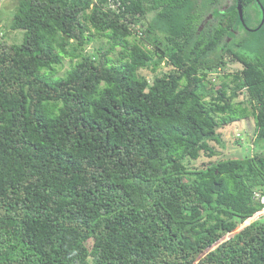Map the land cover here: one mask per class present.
<instances>
[{"label": "trees", "instance_id": "trees-1", "mask_svg": "<svg viewBox=\"0 0 264 264\" xmlns=\"http://www.w3.org/2000/svg\"><path fill=\"white\" fill-rule=\"evenodd\" d=\"M13 1L0 34V264H264V151L187 164L249 117L264 142V24L246 32L236 0ZM240 1L257 28L255 0ZM98 36L108 47L86 53ZM162 65L151 83L138 74Z\"/></svg>", "mask_w": 264, "mask_h": 264}, {"label": "rangeland", "instance_id": "rangeland-1", "mask_svg": "<svg viewBox=\"0 0 264 264\" xmlns=\"http://www.w3.org/2000/svg\"><path fill=\"white\" fill-rule=\"evenodd\" d=\"M232 3V0H224L223 5H229ZM14 1L13 0H0V34L7 29V24L10 21L14 13ZM133 38L129 40L132 41ZM8 42L14 46H19L24 41V31L17 30L9 32ZM106 49L108 47L107 41L101 37H94L93 41L85 47L86 53H95L98 48ZM119 51L116 48V53ZM111 57L115 59L116 54H112ZM75 60H70L68 58L63 59L62 67L57 68V77L63 76L66 71H68ZM242 68L241 64L238 62H232L228 65L227 70L230 72L240 70ZM169 68L165 65L156 72L151 73L148 69H143L138 72L139 76L147 79L150 83L155 76H159L163 72H167ZM218 83V79L215 80ZM242 98V97H240ZM255 131V121L252 117L243 119L237 122L230 124L229 126L219 130L221 135V143L216 144L215 142H208L216 152L212 157H208L204 153H200L199 158L196 161L187 162L188 167L190 168H204L209 163H214L221 159L227 158H244L251 154H255L261 151H264V142L260 140H253ZM247 138H250L253 142L250 143ZM253 218L248 220L249 224ZM246 224V225H247Z\"/></svg>", "mask_w": 264, "mask_h": 264}, {"label": "water", "instance_id": "water-1", "mask_svg": "<svg viewBox=\"0 0 264 264\" xmlns=\"http://www.w3.org/2000/svg\"><path fill=\"white\" fill-rule=\"evenodd\" d=\"M256 4L258 5L260 11H261V20H260V23L258 25L257 28L255 29H249L245 22H244V16H243V5L241 3L240 0H236V9H237V13H238V17H239V20H240V24L241 26L243 27V29L246 31V32H254V31H257L258 29H260L262 27V25L264 24V9L262 7V5L260 4L259 0H255ZM215 191L218 192L219 191V186L216 184L215 185Z\"/></svg>", "mask_w": 264, "mask_h": 264}, {"label": "built area", "instance_id": "built-area-1", "mask_svg": "<svg viewBox=\"0 0 264 264\" xmlns=\"http://www.w3.org/2000/svg\"><path fill=\"white\" fill-rule=\"evenodd\" d=\"M96 2H97V0H92V3H96ZM118 6H119V3L114 4L113 2H109V7L112 8V9H114V10H116L118 8ZM128 27H129V30L131 32H133V33H135V35H137L138 38L142 36V32L140 31V29H139V27L137 25H135L133 23H128ZM217 73H219V71ZM217 73L216 72L215 73H211V76L214 77V76L217 75ZM214 80H216V79L214 78ZM254 198L256 200H259V201H261V199H262L258 193H255L254 194Z\"/></svg>", "mask_w": 264, "mask_h": 264}, {"label": "crops", "instance_id": "crops-1", "mask_svg": "<svg viewBox=\"0 0 264 264\" xmlns=\"http://www.w3.org/2000/svg\"><path fill=\"white\" fill-rule=\"evenodd\" d=\"M253 139H254V137H253ZM247 140L250 142V138H247ZM251 143V142H250Z\"/></svg>", "mask_w": 264, "mask_h": 264}]
</instances>
